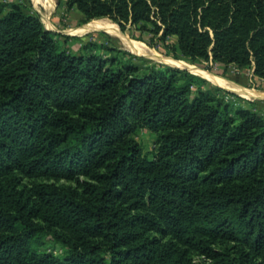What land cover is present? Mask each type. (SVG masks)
Segmentation results:
<instances>
[{
    "label": "trees",
    "instance_id": "obj_1",
    "mask_svg": "<svg viewBox=\"0 0 264 264\" xmlns=\"http://www.w3.org/2000/svg\"><path fill=\"white\" fill-rule=\"evenodd\" d=\"M66 2L87 22L149 23L183 56L211 53L264 83V0ZM55 37L0 1V264H37L25 255L45 237L70 264H264L254 104L186 69L75 54ZM138 127L156 134L152 159Z\"/></svg>",
    "mask_w": 264,
    "mask_h": 264
},
{
    "label": "rangeland",
    "instance_id": "obj_2",
    "mask_svg": "<svg viewBox=\"0 0 264 264\" xmlns=\"http://www.w3.org/2000/svg\"><path fill=\"white\" fill-rule=\"evenodd\" d=\"M0 1L24 3L28 11L39 15L46 29L56 33L55 38L57 42L62 47L67 48L75 54H94L103 59H107L117 54L115 51H119V55H121L120 52H124V58H128L129 55L142 57L143 60L138 61V64H156L169 66L171 68L186 69L191 74L207 80L211 85L217 86L221 90L232 92L241 99L251 101L257 112L264 116V96L255 98L243 97L234 90L220 86L219 82H215L209 77L215 76L216 78L246 89L264 91L263 79L254 74L252 67L237 68L233 64L224 65L213 60L211 53L207 61L201 59L192 60L180 53L177 48V37L175 35L161 38L162 32L159 31L158 34L152 32L153 26L149 23L146 24V29L141 28L143 23L133 25L128 22L121 27L118 22L108 17H101L113 22L116 30L112 29L108 32L104 30H94L83 33L78 32L77 28L89 22H87L86 17L76 6H69L66 0ZM139 46H142L143 53L135 49L134 51L131 48H138ZM176 61L183 62L189 67H195L198 71L195 72V70L187 66L185 67V65H175L174 63ZM192 89L195 90L196 86H193ZM220 95L228 99L229 103L234 107L238 105L249 106L247 102L237 99V97L226 96L221 92ZM133 137L141 146L143 153H145L148 158L152 159L156 134L147 128L138 127ZM54 181L53 179L50 180V182ZM60 183L66 185L73 184L71 180L65 179L57 181V184ZM25 257L35 261L37 264H70L71 260L69 248L50 237H45L38 241L34 238L30 243Z\"/></svg>",
    "mask_w": 264,
    "mask_h": 264
},
{
    "label": "bare ground",
    "instance_id": "obj_3",
    "mask_svg": "<svg viewBox=\"0 0 264 264\" xmlns=\"http://www.w3.org/2000/svg\"><path fill=\"white\" fill-rule=\"evenodd\" d=\"M38 1H41V0H38ZM48 1V0H47ZM43 3V2H42ZM44 4V3H43ZM47 5V4H46ZM51 6V5H50ZM50 11V9H49ZM116 30L115 26H114V23L109 21V20H106V19H95L83 26H81L80 28H77V31L78 32H87V31H94V30H104V31H110V30ZM118 31V30H117ZM114 33V32H113ZM133 50H138L139 52L143 53V49H142V46H139L138 48H133L131 47ZM134 50V51H135ZM172 63V62H171ZM175 65H179V66H183L185 65V63L183 62H178L176 61L174 63ZM189 67L188 65H185V67ZM193 70H195V72H197L198 70L195 68V67H189ZM212 80H214L215 82H219L220 83V86H223L225 88H228L230 90H234L236 91L239 95L243 96V97H246V98H255V97H261V96H264V91H257V90H252V89H246V88H243L241 86H238V85H235V84H232V83H229L227 81H224L222 79H219V78H216L215 76H209Z\"/></svg>",
    "mask_w": 264,
    "mask_h": 264
},
{
    "label": "crops",
    "instance_id": "obj_4",
    "mask_svg": "<svg viewBox=\"0 0 264 264\" xmlns=\"http://www.w3.org/2000/svg\"><path fill=\"white\" fill-rule=\"evenodd\" d=\"M239 82V81H238Z\"/></svg>",
    "mask_w": 264,
    "mask_h": 264
}]
</instances>
